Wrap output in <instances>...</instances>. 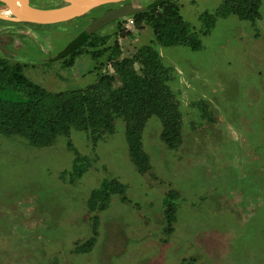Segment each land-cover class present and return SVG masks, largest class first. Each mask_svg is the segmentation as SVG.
I'll use <instances>...</instances> for the list:
<instances>
[{
    "label": "rangeland",
    "instance_id": "1",
    "mask_svg": "<svg viewBox=\"0 0 264 264\" xmlns=\"http://www.w3.org/2000/svg\"><path fill=\"white\" fill-rule=\"evenodd\" d=\"M176 1L199 48L159 45L148 24L125 22L117 41L122 57L151 44L171 68L167 85L182 115L180 145L169 148L160 138L161 122L149 117L141 137L149 168L138 172L121 118L96 145L71 128L73 147L91 163L76 178L75 153L64 136L37 147L0 134V264H264V0L254 22L219 16L206 33L200 15L213 13L222 0ZM95 12L47 25L0 19V56L25 64L24 73L48 91L85 88L110 66L94 68L86 54L72 66L53 58ZM115 29L110 21L99 35ZM110 178L123 183L124 192L113 194L105 209L90 210V191ZM169 191L177 194L176 217L165 234ZM93 218L92 249L74 251L93 236Z\"/></svg>",
    "mask_w": 264,
    "mask_h": 264
},
{
    "label": "trees",
    "instance_id": "2",
    "mask_svg": "<svg viewBox=\"0 0 264 264\" xmlns=\"http://www.w3.org/2000/svg\"><path fill=\"white\" fill-rule=\"evenodd\" d=\"M59 1V6L64 4ZM30 4L39 8L58 6L49 3L34 5L32 0ZM144 5L147 6L144 10L113 20L116 29L112 33L99 35V29L91 34L82 31L53 58L60 59L62 66H72L80 55L86 54L94 60V68L110 66L112 71L101 72L96 81L85 88L48 91L24 73L25 64L0 56V134L23 137L37 147L48 146L57 137L64 136L67 147L75 153L72 171L76 178L91 163L88 157L79 154L73 147L69 139L71 128L83 131L92 145H96L113 132L115 119L121 118L128 156L138 172L149 168V157L141 140L149 117L155 116L161 122V140L169 148H177L182 141V115L179 102L167 85L171 68L162 63L158 50L151 44H144L133 55L122 57L117 29L131 18L132 26L136 28L148 24L153 42L159 45H183L194 50L200 47V39L183 19L176 0H149ZM105 8L95 13L100 15ZM258 8L259 0H222L213 13L200 15L204 22L203 33L219 16L232 14L254 22L259 16ZM94 14L89 15L92 20L97 17ZM112 36L115 38L111 41ZM136 64L139 69H136ZM116 77L119 84L114 86ZM124 190L125 185L117 179H104L90 191L87 206L90 210H103L113 194H122ZM176 198L177 194L173 191L163 198L165 234L171 231L175 221ZM93 221V236L75 246L74 251L87 253L92 249L97 234L95 218Z\"/></svg>",
    "mask_w": 264,
    "mask_h": 264
},
{
    "label": "water",
    "instance_id": "3",
    "mask_svg": "<svg viewBox=\"0 0 264 264\" xmlns=\"http://www.w3.org/2000/svg\"><path fill=\"white\" fill-rule=\"evenodd\" d=\"M64 4L39 8L32 6L30 0H0L4 9L0 10V19L12 22H26L37 25L54 24L83 16L93 10L110 7L95 17L87 26L85 32L91 34L102 25L118 18L134 14L147 8L146 5L136 6L132 0H61ZM5 14H4V13Z\"/></svg>",
    "mask_w": 264,
    "mask_h": 264
},
{
    "label": "built area",
    "instance_id": "4",
    "mask_svg": "<svg viewBox=\"0 0 264 264\" xmlns=\"http://www.w3.org/2000/svg\"><path fill=\"white\" fill-rule=\"evenodd\" d=\"M126 26H131L132 25V19L128 18L127 21L125 22Z\"/></svg>",
    "mask_w": 264,
    "mask_h": 264
},
{
    "label": "flooded vegetation",
    "instance_id": "5",
    "mask_svg": "<svg viewBox=\"0 0 264 264\" xmlns=\"http://www.w3.org/2000/svg\"><path fill=\"white\" fill-rule=\"evenodd\" d=\"M116 6H118V5L115 4V5H111L110 7H116ZM110 7H107V8H105V9H109ZM105 9H104V11H105ZM104 11H103V12H104ZM103 12H102V13H103ZM102 13H101V14H102ZM97 16H98V15H97Z\"/></svg>",
    "mask_w": 264,
    "mask_h": 264
}]
</instances>
